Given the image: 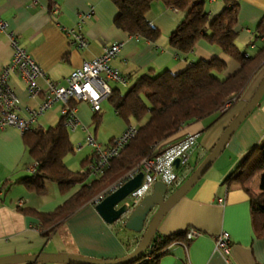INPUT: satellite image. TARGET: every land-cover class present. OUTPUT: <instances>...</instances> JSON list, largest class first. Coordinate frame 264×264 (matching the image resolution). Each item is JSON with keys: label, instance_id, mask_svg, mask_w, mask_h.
I'll return each mask as SVG.
<instances>
[{"label": "crops", "instance_id": "crops-1", "mask_svg": "<svg viewBox=\"0 0 264 264\" xmlns=\"http://www.w3.org/2000/svg\"><path fill=\"white\" fill-rule=\"evenodd\" d=\"M236 1L237 35L234 43L239 50L254 56L264 47V34L257 32L264 17V0ZM53 5L58 6L57 14L51 12ZM224 7L225 0H204V8L210 19ZM117 14L118 9L111 0H0V17L6 23L5 30L0 31V70L12 55L6 31L15 33L19 45L34 59L45 77L58 85H64L73 69L99 55L105 45L116 40L123 42V46L110 64L126 75L129 82L127 86L113 82L111 89L118 88L122 92L142 73H159L165 69L177 73L198 60L218 58L224 61L225 76L239 67L238 62L203 38L187 54L174 49L169 43V35L183 19L184 13L162 2H152L146 13L148 23L160 32L154 41L129 35L117 28L114 25ZM73 26L80 29L87 41L83 49H77L68 42L64 31ZM263 76L264 65L250 78L229 109L187 124L179 134L198 133L201 145L210 151L224 129L252 97ZM37 84L44 89L45 79L38 77ZM9 85L16 95L17 115L26 118L28 110L37 108L41 103L42 95L29 96L26 84L18 74L10 75ZM103 102L110 105L107 99L102 100L101 110ZM75 105L79 123L72 131L90 132V126H94L90 134L102 145L109 144L127 124L115 111L116 117L109 120L107 111L103 114L101 110L99 123L95 124L94 111L88 101L80 100ZM59 110V103L54 104L36 118L33 126L45 129L56 125L61 119ZM101 123L111 129L107 134L109 139L104 144L101 141L106 138L97 134ZM68 135L73 144L69 129ZM262 143L264 91L209 168L159 221L156 232L160 236H180L166 245L157 264H264V238L254 228L249 194L238 182L226 180L248 151ZM90 151L86 155V150L81 154V157L85 155L83 160L89 157L92 149ZM64 163L68 167V162L64 160ZM31 174L32 161L22 142V133L11 126L0 128V257L66 254L115 260L131 253L128 244L135 233L131 231L128 234L123 231L126 228L113 232L91 203L95 195L58 222L52 233L58 232L59 244L50 243L49 236L41 234L39 214L52 212L78 186L62 192L57 183L48 181L44 189L36 193L19 181ZM257 183L256 178L253 181L255 191ZM189 229L197 233L187 239L184 234ZM222 231L230 237L228 255L214 248V238Z\"/></svg>", "mask_w": 264, "mask_h": 264}, {"label": "trees", "instance_id": "trees-1", "mask_svg": "<svg viewBox=\"0 0 264 264\" xmlns=\"http://www.w3.org/2000/svg\"><path fill=\"white\" fill-rule=\"evenodd\" d=\"M111 1L118 9L114 25L129 35L149 41L156 40L160 35L159 30L146 20V13L152 2L159 1L183 12V19L169 35V43L174 49L187 54L203 38L238 62L239 67L225 76L224 61L218 58L198 60L177 73L167 69L159 73H142L123 92L112 88L107 100L126 123L131 118L141 120L146 113L148 117L137 125L135 138L124 146L99 176L88 178L86 167L92 160L93 153L82 160V172L72 171L64 163V157L75 151V146L69 140L64 116L54 126L43 129L32 124L22 132V142L33 166L32 174L19 180L26 188L39 193L48 181L57 183L62 192L78 186L52 212L39 214L41 234L44 237L49 236L58 222L132 169L142 157L151 154L155 144L160 145L159 149L165 148L182 137L179 132L185 125L215 112H223L226 101L232 96L239 97L250 78L264 65V47L254 56H244V51L239 50L234 43L237 35L236 0H225L223 10L212 19L204 8V0ZM257 32L264 34V17ZM76 102L71 101V104ZM93 117L94 123L98 124L99 112L94 111ZM256 178L257 191L253 188ZM226 180L238 182L248 192L254 228L264 238V143L250 149ZM179 236L180 234L160 236L155 231L148 247L127 264H157L166 245Z\"/></svg>", "mask_w": 264, "mask_h": 264}, {"label": "built area", "instance_id": "built-area-1", "mask_svg": "<svg viewBox=\"0 0 264 264\" xmlns=\"http://www.w3.org/2000/svg\"><path fill=\"white\" fill-rule=\"evenodd\" d=\"M51 12L58 13V6L53 5ZM6 23L0 17V31L5 30ZM68 42L77 49L87 46V41L78 27L65 28ZM7 39L12 47L10 61L0 70V128L7 126L17 128L21 133L28 130L36 118L47 111L54 104L59 103L60 114L64 116V124L68 129L73 130L79 123L76 116V105L71 101H88L93 111L101 110V101L107 99L111 93L110 82L123 86L128 85V78L117 68L110 64V61L117 56L123 46V42L116 40L103 47L101 53L90 60L84 61L79 67L73 69L65 79L64 85H58L45 77L34 59L19 45L15 33L6 31ZM248 56L247 52H243ZM11 74H18L25 82L27 93L34 97L41 94L43 99L37 108L28 110L26 118H22L16 113V95L9 85ZM43 77L46 86L44 89L37 84V78ZM238 99L232 96L226 101L222 111H226ZM138 132L136 125L127 123L123 131L108 145L97 142L94 136L88 133L84 137L82 144L78 143L76 148L80 150L84 146L92 149L93 158L87 164L89 176H99L109 167L110 161L119 155L124 146L135 138ZM160 145L153 146V152L144 156L129 171L117 178L100 191L92 200L95 205L108 193L114 191L128 179L138 173H142L140 185L131 191L118 204L124 205V211L111 223H106L113 231L118 232L125 228V223L129 216L139 205L141 200L149 196L154 191L156 182L165 185L163 202L168 200L179 187L185 183L193 174L196 167L209 154V150L203 147L199 141L198 133H187L177 141L165 148L159 149ZM84 168L81 170V172ZM33 171V166H32ZM157 211V206L151 207L144 217L141 230L134 232L130 243L131 251H134L140 244L151 219ZM197 232L189 229L185 232L187 239L192 238ZM230 237L227 232L222 231L214 238V248L224 255L230 253Z\"/></svg>", "mask_w": 264, "mask_h": 264}, {"label": "water", "instance_id": "water-1", "mask_svg": "<svg viewBox=\"0 0 264 264\" xmlns=\"http://www.w3.org/2000/svg\"><path fill=\"white\" fill-rule=\"evenodd\" d=\"M264 91V76L254 91L252 97L246 103V105L239 111L236 117L228 124L223 133L219 137L218 141L214 144L212 149L202 163L196 168L193 174L188 180L183 183L179 189L171 195V197L163 202V194L165 192V185L162 182H156L154 185V191L151 195L146 196L141 200L139 205L135 208L132 214L129 216L125 223V228L138 232L141 230L143 220L147 212L153 206H157V211L151 219L148 228L146 229L144 236L139 246L130 254L115 260H100L89 257L77 256V255H52V256H8L0 257V264L8 263H66V264H127L134 260L143 250H145L152 238V235L156 231V227L168 211V209L204 174L213 161L217 158L220 152L223 150L226 142L230 136L234 133L237 126L244 120L249 112L257 104L259 98ZM142 180V173L136 174L134 177L128 179L121 186L114 191L108 193L103 199L94 205L95 211L103 219L105 223H111L124 211V205H118L131 191L137 188Z\"/></svg>", "mask_w": 264, "mask_h": 264}, {"label": "rangeland", "instance_id": "rangeland-1", "mask_svg": "<svg viewBox=\"0 0 264 264\" xmlns=\"http://www.w3.org/2000/svg\"><path fill=\"white\" fill-rule=\"evenodd\" d=\"M113 82H110V85L112 84ZM104 103V102H103ZM102 103V113L104 114V112L105 111H107V113H108V118H109V120H112V118L113 117H116V115H115V112H114V110H113V108L107 103V102H105L104 104ZM100 112V111H99ZM147 117H148V115H147V113L142 117V119L141 120H137L136 118H131V123L132 124H134V125H139V124H141V123H143L146 119H147ZM93 129H94V126H90V128H89V130H90V132H93ZM90 132H88V130H85V131H80V130H77V131H72L71 129H69V134H72V135H70L71 136V140H72V142H73V144H74V146H75V151L74 152H72V153H69V154H67L66 156H65V158H64V160L66 161V162H68L67 164H68V167L70 168V170H72V171H81L82 169H83V166H82V160H83V158H84V156L88 153V151L89 152H91L90 150H91V147H89V146H84V148H82V149H80V150H78L77 148H76V146H77V143L78 142H81V143H83L84 142V137L88 134V133H90ZM111 132V129L110 128H108V127H106V124L105 123H101V125H99V128H98V130H97V134L98 135H101V137L102 138H106L105 140H102L101 142L104 144V143H106L107 141H108V137H109V135H107L108 133H110ZM93 135V134H92ZM97 141V140H96ZM97 142H99V141H97ZM87 151L86 153H85V155L83 156V157H81V154L84 152V151ZM68 159H71L70 161L68 160ZM82 168V169H81ZM90 177V176H89ZM116 180V179H115ZM114 180V181H115ZM114 181H112L111 183H113ZM110 183V184H111ZM100 192V191H99ZM97 195V194H96ZM95 195V196H96ZM123 231H125V232H127L128 234H130V230H128V229H124ZM59 234H58V232H50V234H49V238H50V243L51 242H56V244H59L58 243V241H59V236H58ZM63 255H66V254H63ZM78 256V255H77ZM12 264H18V263H12Z\"/></svg>", "mask_w": 264, "mask_h": 264}]
</instances>
